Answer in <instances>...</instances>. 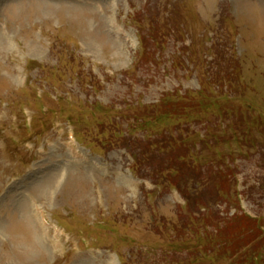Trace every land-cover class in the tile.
I'll return each mask as SVG.
<instances>
[{
    "label": "rangeland",
    "instance_id": "rangeland-1",
    "mask_svg": "<svg viewBox=\"0 0 264 264\" xmlns=\"http://www.w3.org/2000/svg\"><path fill=\"white\" fill-rule=\"evenodd\" d=\"M111 260L264 264V0H0V264Z\"/></svg>",
    "mask_w": 264,
    "mask_h": 264
},
{
    "label": "trees",
    "instance_id": "trees-1",
    "mask_svg": "<svg viewBox=\"0 0 264 264\" xmlns=\"http://www.w3.org/2000/svg\"><path fill=\"white\" fill-rule=\"evenodd\" d=\"M147 38H148V39H146V38L144 39V38H143L144 43H148L149 41H151V38H150V37H147ZM145 45H146V44H145ZM144 49H145V53L143 54V57L146 58V57L148 56V54H149V53H148V47L145 46ZM149 55H150V54H149ZM234 63H235V62H231V64L233 65V68L235 69L234 71H236V70H237V64H236V63L234 64ZM253 225H254V226H257V223H254Z\"/></svg>",
    "mask_w": 264,
    "mask_h": 264
},
{
    "label": "bare ground",
    "instance_id": "bare-ground-1",
    "mask_svg": "<svg viewBox=\"0 0 264 264\" xmlns=\"http://www.w3.org/2000/svg\"><path fill=\"white\" fill-rule=\"evenodd\" d=\"M36 216H37V214H36ZM34 217H35V215H34ZM43 229H44V228H43ZM111 263H112V264H115L113 260H111Z\"/></svg>",
    "mask_w": 264,
    "mask_h": 264
}]
</instances>
